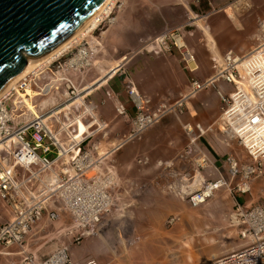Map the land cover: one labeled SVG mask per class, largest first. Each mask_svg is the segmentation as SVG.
Masks as SVG:
<instances>
[{"label":"crops","instance_id":"1","mask_svg":"<svg viewBox=\"0 0 264 264\" xmlns=\"http://www.w3.org/2000/svg\"><path fill=\"white\" fill-rule=\"evenodd\" d=\"M190 4L191 0H125L110 26L103 32V39H108L112 52L105 74L112 67H118L102 85L94 87L92 84L104 75L92 81L88 87L92 85L94 89L85 96H91L100 90L93 95L96 101L89 102L108 123V134L106 138L97 136L91 143H98L101 150L107 148L104 152L117 145L126 128L127 120L117 115V106L123 104L128 115L133 114L125 94V75L130 77L137 90L155 108L159 102L162 104L186 93L192 77L198 81L208 79L213 74L214 63L220 61L226 52L243 55L264 40V0H207L203 3L200 18ZM195 17L199 18L197 22L193 19ZM188 22L190 27H187ZM165 27H181L184 42L195 55L198 64V70L192 75L183 71L176 53L163 56L139 51L145 41L155 37ZM130 52L137 53L127 55ZM123 57L127 59L121 61ZM53 60L47 64H51ZM47 87L48 85L43 90ZM216 87L225 93L233 91L231 86L221 81ZM216 87L202 90L190 98L182 115L149 128L135 142L126 144L105 157L102 168L112 169L115 175V202L103 221V232L86 242L82 257L94 258L88 260L96 259L100 264H106L107 253L109 260L115 261L110 264H198L203 259L209 261L221 257L247 244V241L239 237V229L232 218L235 200L244 204V195L232 196V207L229 208V204L224 201L229 196H223V192L218 190L212 199L192 214L187 213L182 202L208 179L224 177L228 187L233 181L228 176L226 162L230 156L228 154L232 153L230 147L223 146L218 140L216 145L209 141H199L203 135L199 136L195 129L192 137L187 134L183 137L179 131L180 126L183 129L187 124L192 127L199 124L206 128L219 120L221 103ZM27 89L32 92V85ZM50 89L51 87L47 91ZM47 91L44 93L48 94ZM9 97L11 95L4 101L7 108H11L7 103ZM55 109L58 118L62 120L69 107ZM69 110L70 115L79 114L77 110ZM48 123L56 129L54 120L50 119ZM231 143L233 149V141ZM187 147L191 148L190 154H186ZM200 153L207 156L209 164L213 163V169L209 166V169L201 171L197 165V171L191 177L188 163L194 161ZM39 154L50 160L56 156L52 149L47 153L39 151ZM63 165L62 161L58 162L54 170H59ZM2 205L6 207L9 219V208L3 203ZM177 212L181 215L179 223L172 230L166 229L167 214ZM64 217L61 215L58 220ZM224 218L231 226L237 227L238 237L243 245L221 254L205 248L200 254H195L191 239L207 234L201 239L207 241L210 234H201L200 229L192 234V230L200 225H204V228L211 226L212 231H215V226L221 229ZM107 240L121 245L119 248H126L124 245L127 244L133 245V250L126 249L122 252L121 249L116 251V247L113 250L106 249ZM232 243L237 245L234 240ZM13 261L11 253L0 250V264H11Z\"/></svg>","mask_w":264,"mask_h":264},{"label":"built area","instance_id":"2","mask_svg":"<svg viewBox=\"0 0 264 264\" xmlns=\"http://www.w3.org/2000/svg\"><path fill=\"white\" fill-rule=\"evenodd\" d=\"M181 30V27H165L145 41L139 51L163 56L176 53L183 71L192 75L198 70V64ZM30 75L19 81L17 90L25 91L31 86ZM220 81L233 91L225 93L216 87ZM124 87L133 115H128L123 104L117 106L116 113L127 120L128 129L117 145L106 152L101 151L98 143H91L94 135L106 138L108 134V123L99 118L94 105H88V109L76 116L70 115L67 109L62 120L56 109H51L18 121L22 115L16 114L15 104L7 108L4 102L16 90L0 98V201L10 211L9 219L0 224V246L21 248V256L11 264H75L66 245L43 259L26 253L23 250L26 237L44 218L54 222L61 215L71 220L77 243L83 237L96 235L115 201V175L112 169L102 168L105 157L139 139L165 117L182 115L189 99L202 90L216 87L221 103L220 129L236 137L254 161V164L238 165L234 157L227 158L228 176L237 179L230 193L233 197L249 194L253 179L264 177V40L243 55L226 52L214 63L213 74L208 79L198 81L192 77L188 91L172 104L151 107L150 101L126 75ZM50 119L56 122V129L49 125ZM79 121L86 127L82 133ZM194 129L202 136L211 127L183 126L189 137L193 136ZM51 149L56 153L52 160L39 154ZM190 153L191 148L187 147L186 154ZM61 161L64 165L54 170L55 164ZM196 163L202 169L209 167L204 153L198 154ZM222 187H228L224 177L204 182L200 189L188 195V202L194 208L199 207ZM233 208V223L239 229V237L247 244L203 264H264V204L246 205L235 200ZM177 220L172 216L167 222L171 225ZM86 264L97 263L88 260Z\"/></svg>","mask_w":264,"mask_h":264},{"label":"rangeland","instance_id":"3","mask_svg":"<svg viewBox=\"0 0 264 264\" xmlns=\"http://www.w3.org/2000/svg\"><path fill=\"white\" fill-rule=\"evenodd\" d=\"M123 1L125 0H117V2L112 6L109 17L108 16L105 17L94 30H91L92 29L91 28L90 30L87 31V33L84 36L74 41L69 47L63 50L61 54H59L60 56L59 55L56 56L57 58H54L51 64H47V65L45 64L46 66L37 70L38 71V72L36 71L37 73H32L30 75V78L32 79L31 81L32 90H33L32 92L29 89H27L25 92L23 90H19L17 91V93L12 92L11 97H9L10 100L7 101V103L10 104L9 106H11V108L13 107V103H14L15 107L17 108L16 114L22 115L19 117L18 121H24L28 118H32L34 115L47 112L51 109L62 108L66 106L69 107V109H72L73 111L77 110L78 113H81L85 111V109H88V105H93L92 103L89 102V100L96 101V98L93 97V95H95V93L97 94L100 90L94 92V94L87 97L85 95L86 93H88V91H85V89L90 87V86L88 87V85L92 81L101 77L102 75H105V72L108 70L106 65L107 62L111 59L112 52L110 51L111 47L109 46L110 43L108 42V39L106 38L103 39V32L110 26V24L116 17L119 11V7H118L119 3H121L122 5ZM204 1L207 0H199L198 3H195L194 0H191L190 7L192 8V10H195L199 14L196 15L199 16V18H200L201 9L203 8ZM199 18L195 17L193 19L194 21L197 22ZM190 22L187 23V27H190L189 26ZM83 53H85V55ZM129 54L132 56L136 53L133 54L132 52H130L127 55ZM123 60H125V57H123L121 61ZM71 63H75V64L71 65ZM116 66L118 67V65ZM121 79L122 78H120V80ZM46 85H48V87L45 91H47L48 88L51 87V89L47 91V93L49 92L48 94H45L44 93L45 91L43 90ZM94 87H92L91 89H94ZM33 92L35 93L34 95ZM22 98L24 99V101ZM177 99L178 98L174 100H166L164 102L165 104H172ZM159 103H157L155 106L157 107ZM130 109L132 108L130 107ZM96 112L99 118L103 119L102 114L101 113L99 114L97 109ZM131 113H133V110H131ZM171 117L174 118V116L172 115L167 116L164 119H162L157 125H159L160 123ZM125 125H126L125 131L124 133L121 134L118 140H120L121 137L127 132L128 123L126 122ZM220 126L221 125L216 120L215 123H212V125L209 126L211 127V130H208L203 135L202 139H200L199 141L201 140L209 141L210 143L216 145V142L218 140L220 141V144H222L223 146L230 147L232 153H229L228 155L234 157L238 165H242L245 163L254 164V161L245 152L243 146L239 144L238 139L232 135H226L225 133H222V131H220ZM179 131L180 133H182L183 137L186 136V133L181 126ZM143 134L140 137H142ZM97 136H100V134L94 135L92 139L96 140ZM232 141H233V149L231 148ZM133 142H130L128 144H131ZM106 149L103 148L101 151L104 152ZM196 159L188 163L189 172H191L192 174L191 177L197 171L198 166L196 163ZM212 165L213 163L209 164L211 170L213 169ZM199 169L201 170L202 168ZM206 169H209V167L204 168V170ZM236 180L237 179L234 178L229 187H223V189L222 188L218 189L223 192V196L225 197L229 196L228 198L227 197L224 198V201L229 204L227 205L229 206V208L232 207L231 197L233 196L229 192V189L234 185V182H236ZM190 181H192V179H190ZM208 181H213V180L208 179L205 182ZM218 190L214 191L213 196ZM210 199H212V197ZM244 200L245 201L243 203L246 205L264 204V177L259 176L253 179L251 184V191L249 194L244 195ZM187 201H188V197H185L184 201L182 202L184 209L187 210V213L189 214H192L194 210H197L204 205L203 204L199 207L194 208L191 205H189ZM179 214H180L179 212H177L176 214H167L166 220L168 221V219L172 216L177 217V219L178 218L181 219V215ZM219 218L220 217H218V219ZM7 219H8L7 209L0 202V224L5 222ZM61 220L51 222L48 221L46 218H44L38 224V226L26 237V240L23 244V250L26 253L36 255L38 258H43L49 255L50 253H52L57 247L66 245L69 247L71 258L75 262V264H85L88 259H94V258L82 257L84 252V247L87 241H89L93 237L100 235L103 232L102 231L103 228H100L99 232L96 235L83 237L79 241V243H77L75 241V236L77 234L76 231L72 229L71 220L68 217H64V219ZM226 220L227 219L225 218L222 219L223 226L221 229H219L217 226L215 227L213 226L215 228V231H212L211 226H209L208 228H204V225H200L199 228H197L196 230L194 229L192 230V234L193 233L196 234L199 229L201 231V234L208 232L210 234L207 237L208 238L207 241H201V239L203 237H206L207 234L200 235L198 237L195 236L194 239L193 238L191 239L190 243L195 254L196 253L200 254L203 248L207 250L209 249L211 250V252L214 251L221 254L229 250L238 249L243 245V241L240 240V238L238 237L237 227L231 226L229 222ZM167 221H165V225H166L165 227L166 229H170V230H172L173 227H175V225L179 223V221L177 220L175 223L170 225L168 224ZM69 231H72L73 233L70 234ZM233 240L237 242V245L232 243ZM120 246L121 245L113 244L110 240H107L105 245L106 249L110 248L113 250L114 247H116L115 248L116 251H119L120 249H121L120 251L122 252H125L126 249L130 251L133 250V245H128V244L124 245L126 248L123 247L119 248ZM2 249L4 248L0 246V250ZM20 251L21 248L19 246H11L7 249H4V252L11 253V258H13L14 261L18 260L19 257L21 256V254H19ZM105 255H106L105 258H107L106 264L108 263L110 264L111 262L115 263V261L109 260L110 257L108 256V253ZM95 261L98 264H100L98 260L95 259ZM205 261L207 260L203 259L198 264H203Z\"/></svg>","mask_w":264,"mask_h":264},{"label":"water","instance_id":"4","mask_svg":"<svg viewBox=\"0 0 264 264\" xmlns=\"http://www.w3.org/2000/svg\"><path fill=\"white\" fill-rule=\"evenodd\" d=\"M105 0H0V88L66 39Z\"/></svg>","mask_w":264,"mask_h":264},{"label":"bare ground","instance_id":"5","mask_svg":"<svg viewBox=\"0 0 264 264\" xmlns=\"http://www.w3.org/2000/svg\"><path fill=\"white\" fill-rule=\"evenodd\" d=\"M116 0H105L103 4L93 11L78 27L75 31H73L66 39H64L59 44L55 45L49 51L45 52L41 57L36 59H30L25 68L17 74L16 76L12 77L11 79L7 80L3 86L0 88V98L7 94L10 90L15 89L17 90V84L21 79H23L26 75L30 73H34L37 70L41 69L45 64L53 60L56 56L61 54L63 50L69 47L74 41L78 38L84 36L88 30H94L97 25L105 18L109 17L111 12L112 6L114 5ZM123 59V58H122ZM126 60V58H125ZM123 60V61H125ZM121 66V65H120ZM117 66L112 67L110 71L107 72L103 77L99 78L94 84L96 86L102 85L107 78L113 75L114 71L116 70ZM92 85L85 89V91H91ZM29 88V87H28ZM10 89V90H9ZM27 89V88H26ZM9 90V91H8ZM8 91V92H7ZM26 91V90H25ZM24 91V92H25ZM7 92V93H6ZM23 99V98H22ZM24 101V99H23ZM79 132L82 133L86 130V127L79 121L78 122Z\"/></svg>","mask_w":264,"mask_h":264}]
</instances>
